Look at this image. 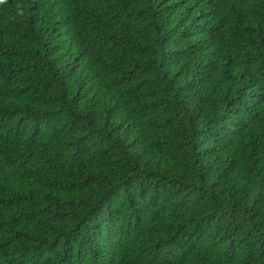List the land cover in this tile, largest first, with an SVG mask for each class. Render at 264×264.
Listing matches in <instances>:
<instances>
[{"label":"trees","instance_id":"1","mask_svg":"<svg viewBox=\"0 0 264 264\" xmlns=\"http://www.w3.org/2000/svg\"><path fill=\"white\" fill-rule=\"evenodd\" d=\"M0 264H264V0L0 4Z\"/></svg>","mask_w":264,"mask_h":264},{"label":"clouds","instance_id":"2","mask_svg":"<svg viewBox=\"0 0 264 264\" xmlns=\"http://www.w3.org/2000/svg\"><path fill=\"white\" fill-rule=\"evenodd\" d=\"M5 3V0H0V4Z\"/></svg>","mask_w":264,"mask_h":264}]
</instances>
